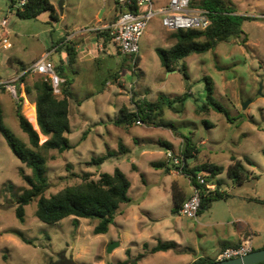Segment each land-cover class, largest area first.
Instances as JSON below:
<instances>
[{"label": "rangeland", "instance_id": "rangeland-1", "mask_svg": "<svg viewBox=\"0 0 264 264\" xmlns=\"http://www.w3.org/2000/svg\"><path fill=\"white\" fill-rule=\"evenodd\" d=\"M49 1L56 5L57 21L51 20L48 13L37 20H20L15 10L9 8V1L0 0L1 19L7 17L8 28L18 33L10 37L12 43L19 45L13 48L14 55L21 56L24 63L37 57L39 50L53 48L52 44L65 37L66 32L77 33L94 27L95 22L90 23L92 17L95 14L106 17L113 6L112 0H65L64 4V0ZM230 1L239 15L255 19L243 22L239 38L220 42L204 54L189 55L181 59L176 68L167 71L160 64L155 49H169L172 33H165L159 18H154L139 41L135 58L114 54L123 86L112 83L105 87L102 81L108 73L104 68L92 73L87 80L82 79L80 87L70 88L73 99L70 131L65 135L68 146L61 153L59 149H36L46 161V198L81 183L85 173L95 180L101 173L111 174L119 168L126 175L131 185L128 192L131 205L119 207L107 233H93L97 220L76 221L68 217L51 225L40 222L35 217L38 198L25 207L24 222H19L15 216L16 197L26 188L20 172L29 176L32 172L13 155L0 132V264H58V256L62 254L72 257L76 264L125 261L127 264H191L200 257L216 259L214 251L218 248L221 252L223 243L233 244L239 236H250L254 248L264 247V0ZM153 2L164 6L167 0ZM91 32L97 34V31ZM165 34L163 42L160 38ZM108 40L111 42L110 38ZM21 44L25 45L23 50L19 48ZM58 57L59 51L53 52L55 65L59 64ZM136 58L139 62L133 65ZM87 68L80 76L88 75ZM67 75L71 79L70 74ZM39 78L42 77L35 79ZM204 78L211 80L212 98L225 114L217 112L207 99ZM184 95L182 104L178 99ZM159 97L165 100L161 120L172 125V129L143 123L116 127L110 123L120 108L134 109L131 100L155 102ZM168 99L173 100L172 108L167 105ZM18 104H21V114L38 132L39 144H43L47 138L39 133L36 125L33 91L20 93L17 86L15 96L10 91H1L4 125L30 147L28 136L18 126ZM184 138L196 146L193 158L187 160L190 168L208 163L223 168L218 180L221 191L228 194L226 199L216 200L203 209L197 221L186 220L174 211L171 196L176 184L172 183L188 184L187 179L172 170L178 178L172 180L163 169L152 165L165 160L168 149L162 143L181 155ZM105 155L109 158L104 163L90 164L92 159ZM231 158L239 160L252 175L244 185L233 184L226 175ZM200 173L203 174L198 171ZM127 206L126 221V214L121 212ZM176 227H188L190 230H183L187 237L179 230L184 238L181 239ZM15 233H20L21 237ZM158 241L176 242L181 255L172 250L163 254L157 252L131 263L145 252L142 242L153 247ZM117 243L119 245L108 252L109 247ZM124 249H129V253Z\"/></svg>", "mask_w": 264, "mask_h": 264}, {"label": "trees", "instance_id": "trees-1", "mask_svg": "<svg viewBox=\"0 0 264 264\" xmlns=\"http://www.w3.org/2000/svg\"><path fill=\"white\" fill-rule=\"evenodd\" d=\"M8 1L9 8L15 10V14L20 20H37L44 13H48L51 20H58L56 9L49 0H24L23 5H19L20 0ZM17 2L18 4L15 6ZM189 6L191 8H200L208 11L210 26L204 31L179 30L174 32L173 38L175 39V43L169 49H155L160 64L167 71L176 68L178 62L189 55L204 54L214 49L220 42L239 38L243 33L241 29L243 22L255 21L254 18L239 15L237 7L230 0H190ZM120 8L121 12L126 10L130 11L131 9V7L122 6H120ZM115 21L116 20L113 22ZM97 34L105 40L108 38L112 40L107 31H97ZM62 41L63 39L59 40L57 43H53L52 47L58 46L59 48ZM65 48L69 63L71 64L75 56L73 47L68 43ZM137 64L138 58L135 59L133 65ZM63 71L64 73H62ZM55 73L64 79L60 87L59 96L53 94L49 82L45 81L43 78L34 82L31 88H24L26 94H29L31 91L35 93L36 125L39 129V133L47 138L43 144H39L38 132L21 114V104H18L16 118L20 130L28 136L30 147L17 139L10 129L4 125L0 107V132L13 155L26 167L30 168L32 172L30 176L20 172L22 180L26 184V188L16 197L15 216L19 222L23 223L25 207L38 198L35 217L40 222L51 225L68 217H74L76 221L78 219L97 220L98 223L93 228V233L95 235H102L107 233L109 227L114 223L115 215L119 207L131 202L128 197V192L131 187L130 182L119 168H115L111 174L101 173L95 180L92 179L91 174L85 173L81 176V183L66 187L49 198L45 197V191L48 187L45 168L46 161L36 149L58 150L63 144L68 146L65 135L70 131V102L73 99L70 89L71 79L65 74V69L60 67L59 71L57 68ZM182 73L183 76H185L183 70ZM25 76L26 74L19 78V85L22 84ZM204 80L207 85V99L217 112L225 114L222 107L212 98L213 89L211 80L208 78H204ZM18 88L20 93L24 92L20 89V86H18ZM185 98L186 95L180 97L178 101H181L183 104ZM131 101L134 109L129 110L126 107L120 108L117 117L110 123L116 127H126L140 121L143 124L153 127L173 128L172 125L161 120L163 112L162 106L165 104V100L162 97H159L155 102L144 99ZM172 101V99H168L167 101L169 108H172ZM184 139L183 148L181 149V157L184 162L180 167L168 164L165 160L153 162L152 165L163 169L165 173L175 170L187 178L192 187H198L201 190V204L198 214H201L200 212L208 208L209 204L212 202L228 197V194L221 191L220 181L216 180L218 175L222 173L223 168L212 163L205 164V166L198 168H190L187 160L193 158V153L196 152V146L193 145L189 139ZM162 146L170 150L168 144L162 143ZM108 158V155L101 156L92 159L90 164L100 165L107 161ZM230 161L233 163L226 169L228 179L233 184H243L249 179L251 173L246 170L240 161H235L234 158H231ZM246 161L248 164H252L247 158ZM133 169L136 170L134 166ZM198 171H202L203 174H198ZM205 173L208 174L205 175ZM198 177L204 178L206 183H215L216 190L208 193L205 186L198 183ZM172 198L175 204L174 211L178 214V210L184 200H181L174 191L172 192ZM15 235L21 237L20 233H15ZM228 245V243H224L222 245V251L230 247ZM143 249L145 252L137 255L136 259L131 261V263L157 252H166L170 250L177 252L176 245L173 242L162 243L158 241L152 248H149L147 244H143ZM258 249L261 248L253 247L252 251ZM126 253L128 254L129 250H127ZM215 262L216 259L200 257L191 264H213ZM127 263L128 262L125 261L121 264Z\"/></svg>", "mask_w": 264, "mask_h": 264}, {"label": "crops", "instance_id": "crops-1", "mask_svg": "<svg viewBox=\"0 0 264 264\" xmlns=\"http://www.w3.org/2000/svg\"><path fill=\"white\" fill-rule=\"evenodd\" d=\"M64 2H66V1L65 0L62 1L63 4H64ZM168 2H169V0H167V2L165 4H162V5L165 6L168 4ZM51 4L54 6V8L57 11L56 5L54 3H51ZM155 4L157 5V7L161 6L158 2H154V5ZM0 5H2L1 2H0ZM114 9H115V11H114ZM120 10H121L120 6H118L117 4H115L113 2V6L110 9V11L106 17H105V15H103L100 18L96 14L94 15V17H92V20H90V23H92L94 21L95 23H94V25H92L94 27H91L89 29L84 28L83 30H80L77 33L66 32L65 33L66 36L61 38V39H63V41L61 42L62 44H60L59 48H58V46H55L49 50L47 48H45L41 52L38 48H36L37 51L39 50V52H37V55H36L37 57L32 58L30 61L28 60L27 63H24L20 59L21 56L14 55L15 50L13 51V48L16 46H19V45H17L16 42L12 43L10 41V39H11L10 37L12 35L18 36V33H16V31H13V30L8 28L9 19L7 17H4L2 19L0 17V47L3 51L2 53H0V93H1V91L8 92V91H11V89L15 90L16 86L17 87L20 86L21 90L24 88H31L33 83L37 80L35 78L38 75L27 73L21 85H19V81H20L19 78L22 77L23 72H25L28 68H30V66H32V64L36 60L41 58L42 56H46V60L53 64L55 71L57 68L60 71V67L61 68L63 67L64 69L66 68L65 74L66 75L70 74V78H71L70 88H72V90L75 87H80V85L82 84V82H81L82 79L87 80L89 77H92L93 76L92 73L97 72L100 68H104L105 71H107V73H108L107 77L106 78L104 77V79L102 81V84L104 86L106 85L105 87L110 86L112 83H115L119 87H122L123 84H121L120 68L117 65V62L115 61V58H114V54H119L115 44L113 43L112 40H111V42H109L108 39L105 40L103 37H99L98 34L91 32V29H93V28H98V27H101L102 25L110 24L111 22L116 20L118 15L121 12ZM0 14H1V6H0ZM238 14H240L239 11H238ZM60 16H63V15H60ZM4 19L7 20V23L5 24V26H1V22ZM167 32L168 31H165V33H167ZM171 33H172V36H171L172 39L170 42L172 43L171 44V46H172L175 43V39L173 38L174 32H171ZM36 35H37V33H35L34 36H36ZM166 35L167 34H165L164 36H162L160 38L161 41L165 42V36ZM68 43L71 45V47H73L74 54H75L74 61L71 64L69 63V58H68L66 48H65ZM52 46H53V44H52ZM24 47H25V45L21 44V46L19 48L21 50H23ZM32 47L33 48H31V49H34L35 46L33 45ZM26 50H27V48H26ZM36 50H35V52H36ZM24 51H25V49H24ZM58 51H59V57H58V63L59 64L55 65V63L52 60V54H53V52L56 53ZM65 52H66V54H65ZM119 55L121 56V54H119ZM98 57L102 58L105 62H101V60L98 59ZM138 62H139V60H138ZM87 66H88V68L86 70H88V73H87L88 75L85 74V75L80 76L81 71H84L85 67H87ZM62 73H64V71ZM110 73H111V75H110ZM60 78L62 80H64L62 77H60ZM72 95H73V93H72ZM70 104H71V102H70ZM34 112H35V109H34ZM35 116H36V114H35ZM236 161H239V160H236ZM232 163H230L229 165H231ZM165 174L169 175L172 178V180L174 179V177L176 179H178L175 176L174 171H170V172L165 173ZM250 178H252L251 174L249 176V179L241 185H244L245 183H247L250 180ZM216 180H218V177L216 178ZM187 181H188V184H186L185 182H182L181 183L182 185L180 184L179 181H178L179 183H176L175 181H173V183H172L173 186H174V184H176V186L173 187V191L177 194V196L181 200H186L192 193V186H191L188 179H187ZM171 198H172V196H171ZM172 200H173V198H172ZM129 205H131V202L128 203V206ZM128 206H127V208H125L121 212L122 215L126 214L125 215L126 221L128 220V215H127L128 211H129ZM176 215L179 216L178 214H176ZM198 215L194 221H197ZM186 220H188V219H186ZM216 224H218V223H216ZM179 230L181 232H183L184 236L187 237V234L183 230H190V229L188 227L180 228V229H179V227H176V231L180 235L181 239H184L181 236ZM242 239H243V236H239L233 244H229L228 246L235 247L241 243ZM127 243L132 244V242H130V241H127ZM143 244H147V243L142 242V246H143ZM182 246H184V245H182ZM221 246H220V248H221ZM148 247L152 248L149 245H148ZM230 247H227V248H230ZM262 248H264V247H262ZM126 250H129V249H126ZM159 253L163 254V252H159ZM174 253L176 255H181V252H179V251L174 252ZM218 253L219 252H218V248H217L213 253V257L218 255Z\"/></svg>", "mask_w": 264, "mask_h": 264}, {"label": "built area", "instance_id": "built-area-1", "mask_svg": "<svg viewBox=\"0 0 264 264\" xmlns=\"http://www.w3.org/2000/svg\"><path fill=\"white\" fill-rule=\"evenodd\" d=\"M115 4L122 7H131L130 11L120 12L115 22L93 28L91 31H107L115 44L119 54L122 56L135 58L139 53V41L148 25L154 18H159L161 26L168 32H177L179 30H199L204 31L210 26L209 12L200 8H191L190 0H169L165 6H155L153 0H112ZM24 0L19 1L23 5ZM7 20L1 22L5 26ZM36 74L49 82L54 95H60L62 80L54 70L51 62L42 56L36 60L24 74ZM15 96V90L11 89ZM141 125L140 121L135 122ZM165 161L168 164L181 166L184 162L181 155H176L173 151L165 152ZM198 183L205 186L207 192H214L216 185L206 183L205 179L198 177ZM201 190L198 187H192L191 195L181 204L178 215L188 220H195L200 210ZM253 249L252 239L247 236L241 243L235 247L226 248L219 252L216 261L244 256Z\"/></svg>", "mask_w": 264, "mask_h": 264}, {"label": "water", "instance_id": "water-1", "mask_svg": "<svg viewBox=\"0 0 264 264\" xmlns=\"http://www.w3.org/2000/svg\"><path fill=\"white\" fill-rule=\"evenodd\" d=\"M100 16V15H99ZM101 17V16H100ZM65 149V144H63L60 149L58 150L61 153ZM119 244H115L109 247L108 252L118 246ZM264 263V248L258 249L255 251H251L248 254L237 257V258H230L225 260L216 261L213 264H261ZM58 264H76L72 257L66 258L63 254L59 257Z\"/></svg>", "mask_w": 264, "mask_h": 264}, {"label": "flooded vegetation", "instance_id": "flooded-vegetation-1", "mask_svg": "<svg viewBox=\"0 0 264 264\" xmlns=\"http://www.w3.org/2000/svg\"><path fill=\"white\" fill-rule=\"evenodd\" d=\"M60 256H61V255H60ZM60 256H58V261H59V257H60Z\"/></svg>", "mask_w": 264, "mask_h": 264}, {"label": "clouds", "instance_id": "clouds-1", "mask_svg": "<svg viewBox=\"0 0 264 264\" xmlns=\"http://www.w3.org/2000/svg\"><path fill=\"white\" fill-rule=\"evenodd\" d=\"M216 185V184H215Z\"/></svg>", "mask_w": 264, "mask_h": 264}]
</instances>
